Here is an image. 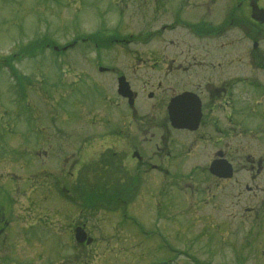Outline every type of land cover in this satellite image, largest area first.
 Returning <instances> with one entry per match:
<instances>
[{
	"label": "flooded vegetation",
	"instance_id": "af4514ba",
	"mask_svg": "<svg viewBox=\"0 0 264 264\" xmlns=\"http://www.w3.org/2000/svg\"><path fill=\"white\" fill-rule=\"evenodd\" d=\"M134 2L124 31L122 22H111L118 34L105 41L132 38L129 25L139 22L144 33L138 40L156 45V52L101 59L102 69L91 81L98 99L115 107L106 104L98 131L83 138L96 135L101 152L79 165L73 154L65 158L63 180L57 168L51 170L55 187L47 189L56 194L53 202L35 197L36 164L25 168L28 180L10 177L14 187L0 186V264H93L90 257L102 237L88 225L95 208L103 211L101 222L112 239L120 221L144 206L155 217L176 208L179 215L213 221L206 212L216 211L221 190L223 207L217 212L257 227L264 222V21L259 20L264 1ZM96 38L91 40L98 46ZM121 82L130 95L119 93ZM137 183L143 185L144 206H135ZM26 191L31 195L23 198ZM175 194L181 198L173 199ZM194 194L201 195L198 201L187 202L186 195ZM78 228L86 235L82 243L74 239ZM105 253L115 256L113 262L118 258L113 248ZM172 258L149 264H171Z\"/></svg>",
	"mask_w": 264,
	"mask_h": 264
},
{
	"label": "rangeland",
	"instance_id": "374dc122",
	"mask_svg": "<svg viewBox=\"0 0 264 264\" xmlns=\"http://www.w3.org/2000/svg\"><path fill=\"white\" fill-rule=\"evenodd\" d=\"M134 5V0H0V149L2 147L6 151L5 156H0V169H3L0 171V179L3 178L1 187L10 189L16 185L15 179L19 177L14 175L16 169L19 170L18 174L23 175L24 181L28 180L30 171L27 172L25 168L29 167L30 162L37 163L29 154L38 155L40 166L36 164L35 167L38 166V172H45L43 174L46 177L42 176L45 180L39 183L41 186L35 193L37 196H32H48V203L53 202L56 194L49 191L47 186L55 187V178L46 173L59 164V168L65 167L62 159L71 157L72 154L76 157L79 155L82 159L100 154L101 144L96 135L93 134V139L83 138L86 134L98 131L100 110L106 108V104L112 108L115 106L107 100L98 99L97 86L88 84L86 73L97 77V67L106 54L156 52L154 49L158 47L148 46L145 41L138 40L144 33L139 22L129 25V30H135V35L132 38L126 37L125 41L113 46L117 48L95 52L93 46L86 49L88 46H82L79 41L88 33H94L99 22H122L120 30L124 31V22ZM104 10L113 13L101 15L100 12ZM118 13H121L120 16ZM115 33L118 34L102 31L98 35L106 39ZM75 39H78L76 47L61 52L52 49L54 45L62 48ZM32 42L34 45L36 43L37 48L31 51L33 55H27L23 48ZM82 54H86L82 56L83 61ZM10 56L13 61H8V66H5L6 63L3 65L2 59ZM10 68L15 70V74ZM72 70L82 71L84 76L77 77ZM82 78L84 79L81 80ZM19 80L24 81L21 82L23 91L16 99L15 86L21 87ZM73 107L81 110L74 111ZM18 112L20 116L17 123ZM73 115L85 122L69 123L67 117ZM3 166L16 169L12 168V174L7 172L9 169L5 171ZM64 175L60 176L61 180L65 178ZM35 180H38V176ZM22 186L25 187V184ZM142 192L144 193V189ZM223 193L222 190L217 191V196L221 199L220 203H216V211L213 214L206 212L212 218L216 217L213 221H194L185 214L179 216L176 208L173 209V214L157 219L146 211L141 193L140 198L136 200L138 195L135 199V206L142 204L144 207L135 210L134 220H122L124 229L120 227L122 232H119V238L114 239L101 222L102 214L97 211L89 219L88 225L97 232L95 237H102L90 259L93 264H147L157 256L155 253L150 256L153 248L160 247L159 242L163 241L173 248H182L185 255L198 260L199 264H264V236L256 234L258 230L254 232V222L242 223V219L227 218L223 211L217 212L223 207ZM13 196L20 197L17 194ZM2 197L4 196L0 191V202ZM42 197L39 200H43ZM172 197L178 199L181 195L175 194ZM200 197L201 195L194 194L189 195L188 199L186 195L185 198L192 203ZM221 215L225 219L216 220ZM226 219L227 222L232 221L231 234L223 230ZM219 223L224 227H218L216 224ZM99 226L105 230L100 231ZM204 228L207 229L205 235L200 232ZM106 236L108 240H103ZM111 248L118 251V258L114 262L112 259L115 256L105 253ZM144 254H147L146 258ZM174 255L177 264H188L178 253ZM175 261L173 264H176Z\"/></svg>",
	"mask_w": 264,
	"mask_h": 264
},
{
	"label": "water",
	"instance_id": "95a60500",
	"mask_svg": "<svg viewBox=\"0 0 264 264\" xmlns=\"http://www.w3.org/2000/svg\"><path fill=\"white\" fill-rule=\"evenodd\" d=\"M85 234H81L80 231H76L75 238L78 242H82L84 240Z\"/></svg>",
	"mask_w": 264,
	"mask_h": 264
},
{
	"label": "trees",
	"instance_id": "16d2710c",
	"mask_svg": "<svg viewBox=\"0 0 264 264\" xmlns=\"http://www.w3.org/2000/svg\"><path fill=\"white\" fill-rule=\"evenodd\" d=\"M28 46H31L32 48L31 49H36L37 47H35L34 44H31V45H28ZM30 48V47H29ZM31 49L27 50V48L25 49V52H29L31 51Z\"/></svg>",
	"mask_w": 264,
	"mask_h": 264
}]
</instances>
